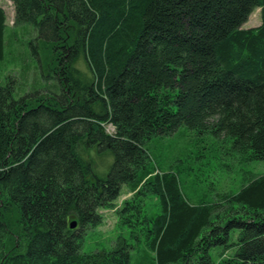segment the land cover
Returning <instances> with one entry per match:
<instances>
[{
  "label": "trees",
  "instance_id": "1",
  "mask_svg": "<svg viewBox=\"0 0 264 264\" xmlns=\"http://www.w3.org/2000/svg\"><path fill=\"white\" fill-rule=\"evenodd\" d=\"M11 1L0 264H132L122 237L83 251L124 185L133 197L116 213L156 264H264V176L192 199L189 170L154 156L185 127L264 162V0Z\"/></svg>",
  "mask_w": 264,
  "mask_h": 264
},
{
  "label": "rangeland",
  "instance_id": "2",
  "mask_svg": "<svg viewBox=\"0 0 264 264\" xmlns=\"http://www.w3.org/2000/svg\"><path fill=\"white\" fill-rule=\"evenodd\" d=\"M0 5L6 13V24L11 27L14 23V6L11 0H0ZM260 10L255 11L243 28L259 26ZM0 63V83L5 84L10 77V64ZM107 132L113 134V127L108 126ZM178 135L167 143L168 148L162 153L154 154L161 166L174 165L175 169L186 168L190 174L182 177L183 191L193 199L194 196L211 198L216 193H237L246 180L264 176V162H247L237 153L230 151V144L225 138L218 141L209 136L202 138L180 129ZM171 147L169 148V146ZM200 156V158H197ZM180 160V161H179ZM192 168V169H190ZM185 169V170H186ZM108 172V167L106 168ZM127 185L122 187V195L113 209H103V222L91 229L85 236L83 251L109 250L119 238H124L133 246L131 251L132 264H156L155 254L147 249L144 237L138 240L132 237L134 227L123 224L117 210L123 202L132 199ZM237 232L235 236H237Z\"/></svg>",
  "mask_w": 264,
  "mask_h": 264
},
{
  "label": "water",
  "instance_id": "3",
  "mask_svg": "<svg viewBox=\"0 0 264 264\" xmlns=\"http://www.w3.org/2000/svg\"><path fill=\"white\" fill-rule=\"evenodd\" d=\"M77 225H78V222L77 221H73L71 224H70V228L72 230L76 229L77 228Z\"/></svg>",
  "mask_w": 264,
  "mask_h": 264
}]
</instances>
